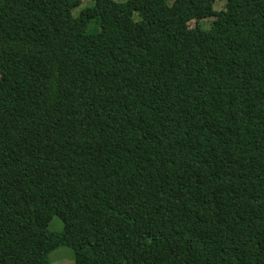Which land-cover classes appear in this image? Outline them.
<instances>
[{"label": "trees", "instance_id": "trees-1", "mask_svg": "<svg viewBox=\"0 0 264 264\" xmlns=\"http://www.w3.org/2000/svg\"><path fill=\"white\" fill-rule=\"evenodd\" d=\"M217 1L0 0V264H264V0Z\"/></svg>", "mask_w": 264, "mask_h": 264}, {"label": "rangeland", "instance_id": "rangeland-1", "mask_svg": "<svg viewBox=\"0 0 264 264\" xmlns=\"http://www.w3.org/2000/svg\"><path fill=\"white\" fill-rule=\"evenodd\" d=\"M117 2H125L126 0H115ZM85 2L83 1L82 5ZM226 4V0L224 1H217L215 3V9L220 10L224 8ZM81 5V6H82ZM83 7V6H82ZM79 11H76L75 14L77 15ZM135 19L138 20L139 16L138 14L135 15ZM213 21V18L205 19L204 21L201 22V27L203 28H208L210 27L211 23ZM95 22V21H94ZM92 24V23H91ZM89 25V28L91 30L96 28V24L93 23L92 25ZM194 25V23H192ZM63 221L60 217L55 216L52 221L49 224V229L54 232H60L63 230ZM75 261V254L72 248L67 247V246H61L58 249L52 251L49 254V262L50 264H72Z\"/></svg>", "mask_w": 264, "mask_h": 264}]
</instances>
